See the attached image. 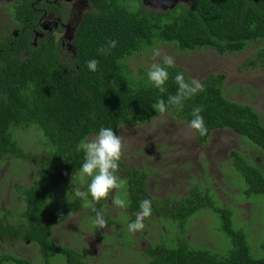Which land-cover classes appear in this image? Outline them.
Segmentation results:
<instances>
[{
  "label": "trees",
  "instance_id": "trees-1",
  "mask_svg": "<svg viewBox=\"0 0 264 264\" xmlns=\"http://www.w3.org/2000/svg\"><path fill=\"white\" fill-rule=\"evenodd\" d=\"M96 1L98 10L79 26L73 56L52 39L41 41L36 48L30 45L27 35L15 37L6 30L0 34V162L8 157H33L35 162L31 163L43 170V175L34 182L16 188L25 201L22 213L0 211V240L16 237L35 241L42 264H52L58 254L65 257L67 264H86L78 250L58 247L51 240L52 230L39 225L36 218L40 211L45 213L50 208L58 184L63 183L71 191L72 174L83 162V154L75 151L76 143L95 135L102 126L112 127L119 135L125 125L150 122L158 114L152 107L157 98L162 96L166 100L168 94H175V74L183 71L186 79L189 78L186 70L175 64V68L169 69L167 93L160 94L147 82L150 67L141 63L132 70L129 59L162 42L173 43L182 52L212 48L223 55L241 52L250 42L264 40V0H192L188 5L166 11L147 8L140 0ZM3 29L12 31V25L6 23ZM109 40H116V47L108 54H99L97 50ZM259 54L264 63V47ZM92 58L99 61L95 72L87 67V61ZM225 79V73L209 74L201 81L206 85L204 92L186 101L182 112H169L188 122L192 108L203 105L208 134L201 137L197 133L201 143H206L214 130L230 129L250 139L264 152L261 113L249 103L226 96ZM31 126H36L49 139L47 153L42 157L26 152L14 137L16 129ZM232 164L246 183L244 195L264 197V170L243 152L232 153ZM119 175L127 181L130 203L126 213L130 212L132 221L141 200L151 198V216L164 220L161 212H167L166 218L174 220L182 234L192 217L201 209H208L221 219L220 232L241 242L230 255L189 245L182 239L174 246L157 242L146 249L151 256L149 264H264V256L251 255L246 238L239 236L243 235V228L235 226L233 210L217 204L214 193L204 183L194 185L186 195L159 201L149 193V173L127 163L123 156ZM68 201L65 218L71 210L81 207L72 192ZM105 201L97 203L98 210ZM80 210L73 213H86L84 207ZM52 214L51 219L56 220L59 213ZM17 215L28 221L25 233L14 226ZM88 215L84 225L90 230L94 228L95 213L91 211ZM113 224L118 223L113 220ZM8 262L31 264L22 256L0 254V264Z\"/></svg>",
  "mask_w": 264,
  "mask_h": 264
},
{
  "label": "rangeland",
  "instance_id": "rangeland-1",
  "mask_svg": "<svg viewBox=\"0 0 264 264\" xmlns=\"http://www.w3.org/2000/svg\"><path fill=\"white\" fill-rule=\"evenodd\" d=\"M2 29L0 26V34ZM157 47L162 56L172 55L175 64L184 68L189 78L202 81L211 73H225L226 96L253 105L264 120V63L259 54L264 47V40L250 42L241 52L223 55L212 48L182 52L173 43L162 42ZM153 62L151 50L135 54L129 59L132 70L141 63L150 67ZM119 135L123 138L124 160L149 173L147 185L153 197L161 201L171 196L186 195L194 185L204 183L214 193L217 204L233 210L234 224L243 228V235L240 233L239 236L246 238L251 255L264 256V197L262 194L250 197L244 195L246 183L232 164V153L243 152L247 159L264 170V152L254 142L233 130L218 129L210 134L206 143H201L189 123L174 117L170 112L158 113L150 122L125 125ZM14 137L31 155L42 157L47 153L49 139L36 126L18 128ZM31 162V159L9 157L0 163V209H11L14 213H20L24 209L25 203L16 193V188L34 182L43 175V170ZM58 188L57 194L52 197L50 208L45 211L50 218H54L52 213H60L69 208L67 204L71 196L70 188L63 183L58 184ZM122 191L124 190L118 189L116 192ZM126 192L129 196L127 185ZM109 209L113 220L118 224L90 229L92 238L96 235L97 254L92 240L87 245V250H81L88 264H149L151 256L146 253L147 247L163 241L168 246H174L182 239L189 245L224 255L232 254L231 251L241 244L220 232L221 219L208 209H201L188 221L185 234L181 233L174 220L166 218L167 212H161L164 220L150 216L144 221V230L130 233L127 225L132 220L131 215L126 213L128 207L124 210L110 204ZM87 211L84 208L86 213H72L67 220L79 223L80 218L89 216ZM65 219L60 220V237L74 240L77 235L69 232L70 227ZM25 223L22 217L17 216L16 227L24 228ZM83 223L87 224L86 219ZM81 231L88 232V229L82 226ZM80 235L83 240V234ZM4 253L25 257L31 264H42L39 249L34 242L26 239L0 240V254ZM52 264L67 263L65 257L58 254Z\"/></svg>",
  "mask_w": 264,
  "mask_h": 264
},
{
  "label": "clouds",
  "instance_id": "clouds-1",
  "mask_svg": "<svg viewBox=\"0 0 264 264\" xmlns=\"http://www.w3.org/2000/svg\"><path fill=\"white\" fill-rule=\"evenodd\" d=\"M140 1L147 8L157 9L146 5L143 0ZM191 1L192 0H189L188 2L180 1L176 6L181 4L188 5ZM14 35L16 34L14 33ZM116 44V40H109L105 46H102L97 51L99 54H108L112 48L116 47ZM151 56L155 62H153L150 68L147 70V82L151 87L158 90L160 94L167 93L166 85L169 81V69L175 68V59L172 55L162 56L158 47H153L151 49ZM98 63L99 61L96 58H92L87 61V67L90 71L95 72L97 71ZM174 81L177 86L175 94H168L166 100L162 98V96L158 97L155 104L152 106L156 112L160 114H164L173 110L176 112H182L185 108L186 101L191 100L197 94L206 90V85L200 80L194 78L186 79L185 73L183 71L177 72L175 74ZM203 111V105L193 107L190 113L191 119L188 121L190 128L195 130V132L201 137H204L208 134V127L206 125L205 118L202 115ZM122 149L123 138L118 135L112 127L104 126L100 127L93 138L90 139L88 137H84L80 139L75 145V151L77 153L83 154V162L81 163L80 167L72 174L71 183L73 187L71 188V192L75 198L79 199L82 207L90 209L93 213H95V217L92 219V225L95 229L105 228L108 223V221L105 219L104 211L98 210L96 207L98 202L101 200H108V198L111 196L110 204L112 206L124 210H126L129 206L130 202L126 192L127 181L125 178L119 175ZM7 159H5L3 162H5ZM28 159H31L33 162H35L33 157L25 158L24 160ZM118 189H122L124 191H114ZM19 197L22 199L20 195ZM152 204L153 201L151 198H145L141 200L139 205L140 210L136 213L135 220L129 222L127 225V229L130 233H136L145 229L146 225L144 221L152 214ZM0 211L7 213L13 212L11 209H0ZM22 212L23 210L20 213ZM25 221L26 223L24 228L16 227L14 225L23 233H25L28 226V221ZM70 231L76 234L77 237L74 240L70 238L65 240L71 242L68 247L74 248L81 252V249H77V243L82 241L80 233L74 231V229H70L69 232ZM12 239L20 240L23 238L11 237L10 241ZM93 245L94 247L97 246L95 240H93ZM81 254H83V252H81ZM95 254H97L96 251ZM85 261L86 264H88L86 258Z\"/></svg>",
  "mask_w": 264,
  "mask_h": 264
},
{
  "label": "flooded vegetation",
  "instance_id": "flooded-vegetation-1",
  "mask_svg": "<svg viewBox=\"0 0 264 264\" xmlns=\"http://www.w3.org/2000/svg\"><path fill=\"white\" fill-rule=\"evenodd\" d=\"M96 3V0H0V26L4 27L6 23H10L13 25L12 31L3 29V32L6 30L11 35L16 33L15 37H19L21 34L27 35L30 45L36 48L40 46L41 41L52 39L67 54L71 55L72 48L75 50L73 42L76 39L79 26L88 15L98 10V7L95 6ZM131 6L133 7V5ZM27 55L28 53H24V56ZM48 202L50 203V200ZM109 205L110 197L102 203L100 208L107 217L106 226L113 224ZM81 207L70 212H81ZM68 210L66 208L60 213H68ZM60 213L56 220L51 219L43 211H40L36 216L39 225L52 230L51 240L58 247L71 244L70 241H65L60 237L62 226L60 220L65 218ZM88 213L91 214V210ZM67 219H65V223L69 225L70 229L83 234V240L77 243V249L87 250V245L92 240L96 241V235L92 238L90 230L88 232L81 231L82 226L86 227L83 223L86 218H80L79 223H72ZM94 250L97 252V246L94 247Z\"/></svg>",
  "mask_w": 264,
  "mask_h": 264
},
{
  "label": "water",
  "instance_id": "water-1",
  "mask_svg": "<svg viewBox=\"0 0 264 264\" xmlns=\"http://www.w3.org/2000/svg\"><path fill=\"white\" fill-rule=\"evenodd\" d=\"M143 1L146 5L166 11L174 8L177 5V3L180 1L188 2L189 0H143ZM70 52L72 56L76 54V51L73 48Z\"/></svg>",
  "mask_w": 264,
  "mask_h": 264
}]
</instances>
